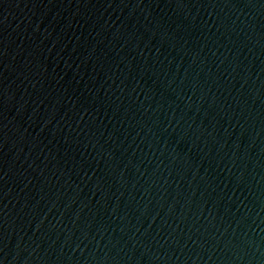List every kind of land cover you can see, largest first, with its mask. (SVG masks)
<instances>
[{"label":"water","instance_id":"water-1","mask_svg":"<svg viewBox=\"0 0 264 264\" xmlns=\"http://www.w3.org/2000/svg\"><path fill=\"white\" fill-rule=\"evenodd\" d=\"M0 264H264V0H0Z\"/></svg>","mask_w":264,"mask_h":264}]
</instances>
